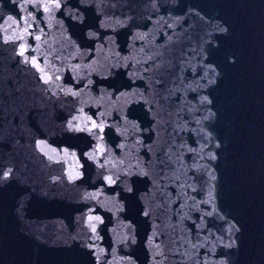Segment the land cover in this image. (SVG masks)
Instances as JSON below:
<instances>
[{"label": "water", "instance_id": "95a60500", "mask_svg": "<svg viewBox=\"0 0 264 264\" xmlns=\"http://www.w3.org/2000/svg\"><path fill=\"white\" fill-rule=\"evenodd\" d=\"M60 2L0 0L5 264H264V0Z\"/></svg>", "mask_w": 264, "mask_h": 264}, {"label": "snow or ice", "instance_id": "6c2138e0", "mask_svg": "<svg viewBox=\"0 0 264 264\" xmlns=\"http://www.w3.org/2000/svg\"><path fill=\"white\" fill-rule=\"evenodd\" d=\"M29 2H32V0H29ZM39 7L43 8L45 12H50L53 9H59L62 7V4L60 2V0H37ZM21 7H23V5H21ZM222 31H227V29H222ZM11 39L9 37H5V43L8 42V40ZM36 40H39L40 37L36 36L35 37ZM28 45L25 44H21L19 51L17 53L18 56L23 58V62L24 63H32L33 66L38 67V62L36 61V58L33 57L31 60H29V58L25 55L26 52L28 51ZM41 72H43V69H39ZM41 79L43 80L45 85H48L51 83L52 81V77L48 76V75H44L41 77ZM69 92L71 93V95L73 96H78L79 93L76 91H72L71 89H69ZM203 100H208V98L205 96L202 98ZM209 103H211V101H208ZM81 118L79 116H72L71 119L66 121V131L68 132H87L89 134L93 133L94 131H99L102 132L104 130V125L103 123H97L95 120H92L91 118H88L87 120L81 121L80 123H74V121H80ZM37 145L39 146L40 144H43V141H37L36 142ZM99 148V145L97 146ZM41 151H43V148H41ZM99 155H103V152L101 151L100 153H98ZM85 155H89L88 153H85ZM90 159H95V156H89ZM213 159H215L216 157L213 155L212 156ZM101 167H103V165H100ZM80 175H82V173H77L75 177L70 176L69 179H76L78 178ZM145 175H147V173H145ZM11 176V172L10 171H5L3 173V177L5 179L9 178ZM105 180H107V182L109 184H115L116 180L113 179L112 176H107L104 177ZM133 189L131 187L127 188V191L131 192ZM145 216L149 215L150 213L148 211H145L143 213ZM209 215H211V213H209ZM99 220V217H89V220ZM92 231L95 232L96 229L95 227H92ZM235 243V241L232 242V244H229L228 246L231 247L233 244ZM221 264H225V262H221Z\"/></svg>", "mask_w": 264, "mask_h": 264}]
</instances>
